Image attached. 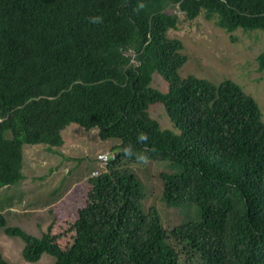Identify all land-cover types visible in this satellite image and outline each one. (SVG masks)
Instances as JSON below:
<instances>
[{
    "label": "trees",
    "instance_id": "1",
    "mask_svg": "<svg viewBox=\"0 0 264 264\" xmlns=\"http://www.w3.org/2000/svg\"><path fill=\"white\" fill-rule=\"evenodd\" d=\"M170 6L227 33H264V0H0V189L24 180L25 145L57 153L72 124L115 143L114 159L90 176L85 206L64 214V232L55 211L35 237L7 226L0 206V230L22 240L26 262L48 254L54 264H264L260 107L231 80L180 77L187 57L167 36L178 24ZM256 62L263 71L264 49ZM154 74L167 92L151 86ZM154 104L179 134L150 117ZM145 161L178 168L160 173L161 200L193 204L197 222L167 230L156 208L144 209L126 166ZM0 264H9L1 252Z\"/></svg>",
    "mask_w": 264,
    "mask_h": 264
},
{
    "label": "rangeland",
    "instance_id": "2",
    "mask_svg": "<svg viewBox=\"0 0 264 264\" xmlns=\"http://www.w3.org/2000/svg\"><path fill=\"white\" fill-rule=\"evenodd\" d=\"M166 12L178 18L177 28L169 30L167 36L182 42L183 53L187 57V62L179 71L180 77L193 75L216 85L224 80L237 83L254 97L264 122V70H258L256 62V57L264 49V33L241 29L227 33L216 26L215 20H206L203 13L194 20L185 19L177 6L168 7ZM151 86L161 92L168 90V85L158 74L153 75ZM148 113L162 129L179 134L161 104L150 105ZM63 135L65 142L57 149L58 153L41 151V146L23 148L22 172L25 181L0 190V206H3L7 226L20 227L40 237L47 230L53 211L59 217L55 225L60 227L58 231L61 233L71 225V222H63L68 221L64 214L72 219L78 209L85 206L91 172L102 170L95 160L96 155L110 151L115 143L100 141L96 130L85 132L76 124L68 126ZM6 136L10 138V133ZM126 167L142 185L144 209L156 208L165 229L199 220L193 204L173 208L167 207L161 200L160 173L177 172L178 168L168 161H145L127 164ZM12 194H16L18 199H14L13 206L12 200L8 202ZM58 241L62 246L66 242L65 239ZM23 245L20 238L9 237L0 230V252L9 264H54L55 259L48 254H43L37 263L26 262L21 255Z\"/></svg>",
    "mask_w": 264,
    "mask_h": 264
},
{
    "label": "built area",
    "instance_id": "3",
    "mask_svg": "<svg viewBox=\"0 0 264 264\" xmlns=\"http://www.w3.org/2000/svg\"><path fill=\"white\" fill-rule=\"evenodd\" d=\"M114 154L111 153L110 151L104 152V153H100L96 155V159L99 163V166L101 167L102 170H105V168L107 167V164L109 162V160H113L114 159ZM101 171H98L97 169L91 172V176H97L100 174Z\"/></svg>",
    "mask_w": 264,
    "mask_h": 264
},
{
    "label": "crops",
    "instance_id": "4",
    "mask_svg": "<svg viewBox=\"0 0 264 264\" xmlns=\"http://www.w3.org/2000/svg\"><path fill=\"white\" fill-rule=\"evenodd\" d=\"M67 128H68V127H67ZM64 131H65V130H64ZM61 134H62L63 141L65 142V140H64V135H63V131H62ZM104 142H105V141H104ZM35 146H41V148H42L41 151H42V150H47L46 147H44L43 145H34V146H31V148H32V147H35ZM24 147H25V146H24ZM24 147H23V148H24ZM47 151H48V150H47ZM57 153H58V152H57ZM24 157H25V154H24ZM23 163H24V161H23ZM22 173H23V172H22ZM23 175H24V174H23ZM24 176H25V175H24ZM24 179H25V177H24ZM23 181H25V180H23ZM23 181H22V182H23ZM18 184H19V183H18ZM18 184H17V185H18ZM16 198H17V197H16V194H12V195L8 198V202L12 200V206H13V205H14V203H13V202H14V199H15V200H18V199H16ZM12 206H11V207H12ZM11 207H10V208H11ZM10 208H9V209H10ZM11 210L13 211L14 209L11 208Z\"/></svg>",
    "mask_w": 264,
    "mask_h": 264
},
{
    "label": "clouds",
    "instance_id": "5",
    "mask_svg": "<svg viewBox=\"0 0 264 264\" xmlns=\"http://www.w3.org/2000/svg\"><path fill=\"white\" fill-rule=\"evenodd\" d=\"M25 146H28V145H25ZM96 160H97V159H96ZM97 162H98V161H97ZM0 190H1V189H0ZM2 214H3V212H2ZM44 232H46V230H44L42 233H44ZM42 233H41V235H42ZM41 235H40V236H41Z\"/></svg>",
    "mask_w": 264,
    "mask_h": 264
}]
</instances>
